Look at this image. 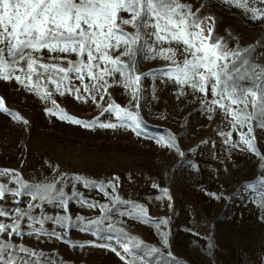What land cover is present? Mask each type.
I'll return each instance as SVG.
<instances>
[{
	"label": "rangeland",
	"instance_id": "rangeland-1",
	"mask_svg": "<svg viewBox=\"0 0 264 264\" xmlns=\"http://www.w3.org/2000/svg\"><path fill=\"white\" fill-rule=\"evenodd\" d=\"M180 2L194 13L199 9L201 18H215L213 42L222 37L229 49L251 46L252 62L264 65V19L252 20L251 12L222 0ZM248 7L258 9L259 16L264 12V0H248ZM210 26L211 20L201 24L204 36ZM126 30L133 29L126 26ZM41 56L48 61L47 51ZM68 58L77 57L73 54ZM166 63L137 57V72L144 74L139 107L134 109L144 122L139 136L127 127H84L60 119L67 113L86 122L99 118V122L119 123L114 114L101 112L109 103L132 108L122 87L108 88L102 101L97 96V106L91 100L83 103L72 95H59L48 84L54 106L16 81L0 79V98L5 106L27 121L22 123L0 110V171L15 170L23 182L33 185L55 182L69 196L78 193L69 202L73 224L63 231V239L37 234L33 227L40 225L25 218L21 221L22 235L0 234V240L41 254L40 264H127V259L121 258L124 236L130 244L143 242L135 250L139 257L136 264H264L262 161L252 152L224 143L221 133L231 132L229 139L236 143L239 130L230 127L218 109L206 111L199 94L187 86L181 90L172 80L161 77L159 69ZM48 108L56 114H50ZM254 134L257 149L264 155V131L254 129ZM0 182L19 188L8 177H0ZM92 182L102 184L105 191L92 187ZM18 199L17 205L9 196L3 206L27 210L30 199ZM80 201L99 206L90 208ZM132 205L143 206L153 221L166 219L167 224L158 229L155 223L129 215ZM31 213L43 218L62 215L63 210L55 202H42ZM95 220L103 223L87 224ZM0 221L11 223L9 217ZM43 227L45 232L59 231L50 221ZM161 231L167 233V243ZM151 248L159 251L149 255Z\"/></svg>",
	"mask_w": 264,
	"mask_h": 264
},
{
	"label": "snow or ice",
	"instance_id": "snow-or-ice-1",
	"mask_svg": "<svg viewBox=\"0 0 264 264\" xmlns=\"http://www.w3.org/2000/svg\"><path fill=\"white\" fill-rule=\"evenodd\" d=\"M222 2L251 12L252 20L264 19V12L257 16L259 10L249 8L248 0ZM198 12L199 9L196 13L192 12L190 6L180 0H0V79L14 80L45 100H51L53 95V90L47 87L51 84L59 95L69 94L83 103L91 100L97 106V96L102 101L108 88L122 87L130 96L132 108L109 103L101 112V115L114 114L119 123L99 122V118L86 122L67 113L62 114L60 119L84 127H127L139 136L144 122L134 109L139 107L140 82L144 74L137 72V57L142 55L144 59L164 60L167 63L159 69V75L172 80L181 90L187 86L194 94H199L206 111L218 109L224 121L239 130V141L236 143L229 139L231 132L221 133L225 135L224 143L240 151L254 153L262 161L260 168L264 169V155L257 149L254 134V129L264 131V65L252 62L251 46L229 49L222 37L215 38L213 42L215 18H201ZM204 20L213 22L207 36L203 35L201 27ZM126 26L133 30L127 31ZM45 51L49 53L47 62L41 56ZM73 54L77 58L69 59ZM209 94L211 99H208ZM51 103L56 106L55 100ZM0 110L27 123L18 113L9 111L3 98H0ZM46 111L56 114L52 108ZM0 177H8L19 184L17 188L0 182V218L11 219V223L0 221V234L8 237L22 235L21 221L26 218L40 225L33 227L37 234L63 239V231L73 224V217L68 214L69 202L78 193L69 196L55 182L46 185L23 182L15 170L0 171ZM76 179L83 180L82 177ZM91 186L105 191L102 184L92 182ZM162 192L167 194L166 189ZM9 196L17 205L20 203L18 198L22 196H27L31 202L26 205L27 210L18 206L6 209L3 202ZM42 202L57 203L63 214L45 215L43 218L33 216L31 210L41 207ZM80 202L90 208L99 206ZM261 206L264 207V202ZM128 214L155 223L158 229L161 224H167L166 219L153 221L141 205H132ZM46 221L59 226V231L45 232L43 225ZM102 223V220L87 221L88 225L99 226ZM160 234L167 243V233L161 231ZM121 236L124 234L121 233ZM116 239L120 243V237ZM142 244V241L130 244L124 236L121 244L124 255L121 258L127 259V264H136L139 257L135 255V250ZM111 250L117 251L116 248ZM158 251L151 248L148 254ZM42 258L34 250L0 240V264H40Z\"/></svg>",
	"mask_w": 264,
	"mask_h": 264
}]
</instances>
